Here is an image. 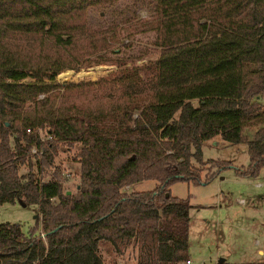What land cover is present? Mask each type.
Returning a JSON list of instances; mask_svg holds the SVG:
<instances>
[{
    "label": "trees",
    "instance_id": "obj_1",
    "mask_svg": "<svg viewBox=\"0 0 264 264\" xmlns=\"http://www.w3.org/2000/svg\"><path fill=\"white\" fill-rule=\"evenodd\" d=\"M102 1L0 0V205L39 207L27 232L0 224V264H103V243L129 246L135 264H182L191 205L169 186L232 167L202 160L201 143H244L239 176L264 167V0H154L142 17L90 27ZM143 33L157 53L136 63L144 57L127 48ZM95 65L114 69L57 80ZM75 145L78 185L67 193L54 159ZM205 165L216 169L201 177ZM142 180L156 185L124 189Z\"/></svg>",
    "mask_w": 264,
    "mask_h": 264
},
{
    "label": "rangeland",
    "instance_id": "obj_2",
    "mask_svg": "<svg viewBox=\"0 0 264 264\" xmlns=\"http://www.w3.org/2000/svg\"><path fill=\"white\" fill-rule=\"evenodd\" d=\"M154 0H105L89 9L90 27L106 21L131 18L134 13L144 16L143 7H151ZM152 40L151 33L138 34L127 51L131 56L141 55L140 63L156 56V51L147 48ZM125 43V41L123 42ZM111 65H95L71 70L74 75L59 81H93L113 70ZM67 71V70H66ZM95 90L105 93L107 87L94 85ZM92 88V86L90 87ZM264 104V92L258 100ZM195 103V102H194ZM252 128L245 129L243 135L250 138ZM44 137V133L41 134ZM217 143V144H214ZM192 150V148H191ZM202 160H224L231 163L230 168L217 171V175L205 184L175 182L169 186L171 196L188 198L191 207L188 210L187 257L190 264H218V259L227 264H261L264 256L257 253L264 251V167L256 177H243L235 174V167L246 166L248 156L246 146L239 142L229 144L219 137L206 140L200 145ZM78 145L62 146L54 159V165L63 171V190L74 193L78 185ZM193 165H197L191 159ZM201 177L205 172L216 168L203 166ZM26 174V166L19 168ZM52 169L46 171L48 179ZM156 185L153 180H142L124 188L127 192L150 190ZM238 199L244 200L241 204ZM36 204L24 205L20 202L0 205V224L9 222L20 224L27 232L34 225V216L38 214ZM103 264H135V251L128 246L116 254L110 246L99 245ZM264 255V254H263ZM263 264V263H262Z\"/></svg>",
    "mask_w": 264,
    "mask_h": 264
},
{
    "label": "built area",
    "instance_id": "obj_3",
    "mask_svg": "<svg viewBox=\"0 0 264 264\" xmlns=\"http://www.w3.org/2000/svg\"><path fill=\"white\" fill-rule=\"evenodd\" d=\"M27 132H28V133H32V132H34V131H33V130H30V129H27ZM36 132H37V134H38V136H39V140H41L42 142L51 139L50 136H46V135H44V137H42L41 134H42L43 132H42L41 129H38ZM32 152H35V148H32ZM182 264H190V260L187 259V260H185Z\"/></svg>",
    "mask_w": 264,
    "mask_h": 264
},
{
    "label": "crops",
    "instance_id": "obj_4",
    "mask_svg": "<svg viewBox=\"0 0 264 264\" xmlns=\"http://www.w3.org/2000/svg\"><path fill=\"white\" fill-rule=\"evenodd\" d=\"M216 137H218V136H215V137H213V138H216ZM213 138L211 139V140H213ZM214 144H217V143H214ZM238 201H240L241 202V204L242 203H244V200H242V199H238ZM189 219V218H188ZM187 246H188V243H187ZM257 253L259 254V255H261V256H264L263 254H264V251H262V250H258L257 251ZM217 263L218 264H227V263H225V260H223V259H218L217 260ZM261 264L263 263L264 264V262L262 261V262H260Z\"/></svg>",
    "mask_w": 264,
    "mask_h": 264
},
{
    "label": "water",
    "instance_id": "obj_5",
    "mask_svg": "<svg viewBox=\"0 0 264 264\" xmlns=\"http://www.w3.org/2000/svg\"><path fill=\"white\" fill-rule=\"evenodd\" d=\"M67 193H69V191Z\"/></svg>",
    "mask_w": 264,
    "mask_h": 264
}]
</instances>
